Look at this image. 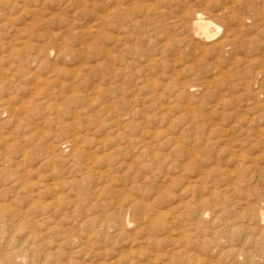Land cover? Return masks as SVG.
Wrapping results in <instances>:
<instances>
[{"label": "rangeland", "instance_id": "rangeland-1", "mask_svg": "<svg viewBox=\"0 0 264 264\" xmlns=\"http://www.w3.org/2000/svg\"><path fill=\"white\" fill-rule=\"evenodd\" d=\"M263 212L264 0H0V264H264Z\"/></svg>", "mask_w": 264, "mask_h": 264}, {"label": "bare ground", "instance_id": "bare-ground-1", "mask_svg": "<svg viewBox=\"0 0 264 264\" xmlns=\"http://www.w3.org/2000/svg\"><path fill=\"white\" fill-rule=\"evenodd\" d=\"M206 17V16H205ZM212 25L211 22L208 21H203L201 18V14L196 15V17L193 20V26L195 28L196 34L201 36L204 39L209 38V28ZM206 42V41H205ZM260 216V221L264 222V212L259 215ZM259 221V220H258ZM111 223V222H110ZM141 224V223H140ZM134 232V231H133ZM256 232V231H255ZM46 238V237H45ZM8 239V238H7ZM51 252V251H50Z\"/></svg>", "mask_w": 264, "mask_h": 264}]
</instances>
